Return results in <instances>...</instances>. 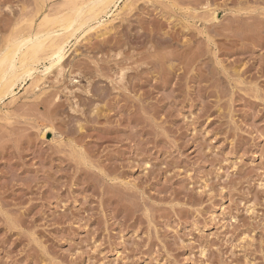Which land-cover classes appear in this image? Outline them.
<instances>
[{
    "label": "rangeland",
    "instance_id": "1",
    "mask_svg": "<svg viewBox=\"0 0 264 264\" xmlns=\"http://www.w3.org/2000/svg\"><path fill=\"white\" fill-rule=\"evenodd\" d=\"M120 1L0 95V264H264V0Z\"/></svg>",
    "mask_w": 264,
    "mask_h": 264
},
{
    "label": "bare ground",
    "instance_id": "2",
    "mask_svg": "<svg viewBox=\"0 0 264 264\" xmlns=\"http://www.w3.org/2000/svg\"><path fill=\"white\" fill-rule=\"evenodd\" d=\"M117 1L119 0H82L66 16L60 17L54 27L47 26L30 31L10 41L7 48L0 53V95L13 93V87L26 76H32L42 61L48 63L44 65L43 72H49L63 57L69 39L76 38L78 31L89 27L91 22L98 21L102 14L108 15L107 13L111 12L110 4L114 6ZM57 20L51 18L46 20V23L52 24Z\"/></svg>",
    "mask_w": 264,
    "mask_h": 264
}]
</instances>
